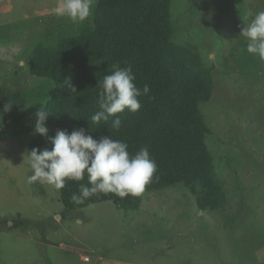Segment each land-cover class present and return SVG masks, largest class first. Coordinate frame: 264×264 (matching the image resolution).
I'll return each mask as SVG.
<instances>
[{
	"label": "rangeland",
	"instance_id": "rangeland-1",
	"mask_svg": "<svg viewBox=\"0 0 264 264\" xmlns=\"http://www.w3.org/2000/svg\"><path fill=\"white\" fill-rule=\"evenodd\" d=\"M98 2L73 23L52 13L57 0H0V264H264V61L240 35L264 0L171 5L173 41L193 45L212 70L200 109L223 210H199L179 183L145 192L138 210L106 201L67 212L59 190L28 182L36 113L55 90L29 73L32 52L93 25Z\"/></svg>",
	"mask_w": 264,
	"mask_h": 264
},
{
	"label": "trees",
	"instance_id": "trees-1",
	"mask_svg": "<svg viewBox=\"0 0 264 264\" xmlns=\"http://www.w3.org/2000/svg\"><path fill=\"white\" fill-rule=\"evenodd\" d=\"M172 1L99 0L93 25L83 26L78 35L62 37L53 45L39 44L32 52L29 73L55 84L45 106L48 137H54L58 130L70 134L83 128L96 140L111 136L126 142L132 155L146 146L157 164L152 181L138 196L97 193L83 204H75L71 197L79 194L81 184L88 185L87 175L81 181L66 180L59 190L65 211L106 201L120 209L138 210L145 192L179 183L190 190L199 210L225 208L227 194L207 144L211 129L200 109L201 103L213 96L212 70L193 45L173 41ZM117 64L131 67L138 88L150 87V93L139 98L137 112L117 114L119 130L111 128L116 117L98 124L91 121L100 110L99 80ZM48 137L35 130L30 151L51 150Z\"/></svg>",
	"mask_w": 264,
	"mask_h": 264
},
{
	"label": "clouds",
	"instance_id": "clouds-1",
	"mask_svg": "<svg viewBox=\"0 0 264 264\" xmlns=\"http://www.w3.org/2000/svg\"><path fill=\"white\" fill-rule=\"evenodd\" d=\"M96 2L57 0L52 13L57 17L68 18L73 23H83L90 20ZM245 23L240 35L246 39V50L264 61V11L257 12L250 23ZM17 51L12 48V52ZM98 87L101 89L98 96L100 110L91 116V121L98 124L116 117L111 122V128L116 130L121 128V119L117 114L125 110L137 112L141 108L139 98L150 93L148 85H144L142 90L136 86L131 67L118 64L113 65L110 74L99 80ZM72 91L75 92L74 87ZM36 115V132L48 137L44 105H40ZM48 139L52 145L51 150L47 147L43 150L33 148L25 155L31 169L28 182H39L61 190L66 180L81 181L87 175L88 185L81 184L79 194L73 193L71 197L75 204H83L97 193H115L121 198L138 196L144 192L157 171V164L150 157L146 146L132 155L126 142L114 140L111 136L96 140L86 135L83 128L70 134L58 130L54 137Z\"/></svg>",
	"mask_w": 264,
	"mask_h": 264
},
{
	"label": "crops",
	"instance_id": "crops-1",
	"mask_svg": "<svg viewBox=\"0 0 264 264\" xmlns=\"http://www.w3.org/2000/svg\"><path fill=\"white\" fill-rule=\"evenodd\" d=\"M143 203V202H142ZM142 206V205H141Z\"/></svg>",
	"mask_w": 264,
	"mask_h": 264
}]
</instances>
